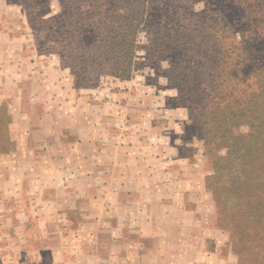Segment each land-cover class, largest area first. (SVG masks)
<instances>
[{
  "label": "rangeland",
  "instance_id": "obj_1",
  "mask_svg": "<svg viewBox=\"0 0 264 264\" xmlns=\"http://www.w3.org/2000/svg\"><path fill=\"white\" fill-rule=\"evenodd\" d=\"M43 1L24 6L26 0H0V130L4 137L0 151V264H73L79 243L82 252H96L104 260L110 253L106 247L115 243L112 234L102 230L80 233L82 219L76 205L89 207L90 203L70 186L66 189L70 198L62 204L63 187L58 191L54 186L64 173L58 176L56 170L51 174L43 170L50 164L58 169L73 158L74 150L57 146L61 142L69 147L78 139L74 126L93 136L102 153L93 159L99 167L111 169L106 165L113 162L122 169L129 167L124 175L133 193L130 197L119 194L123 211L128 213L123 236L128 242L143 244L148 252L161 244L164 250L157 256V264H264V227L233 229L223 222L218 205L226 195L225 186L209 180L216 168L207 154L204 123L208 114L210 118L219 114L214 107L224 102L197 109L190 100L180 99L179 86L170 84L156 67L141 65L142 50L136 53L140 63H135L129 78L104 74L96 82L72 71L63 65L60 53L48 52L52 36L45 33V38L36 40L27 19L24 7L31 6L44 17L47 11L55 14L61 10L60 0ZM185 6L201 19L190 25L189 47L193 56L202 58L207 73L204 83L211 81L209 75L217 77L225 71L227 84L233 88L231 101H236L238 77L260 68L256 62L254 67L241 65L235 44L244 40L264 51V0H189ZM222 9L227 15L229 12L230 19L219 24L209 14H219ZM151 11L146 22L149 27L160 19L155 7ZM243 32L247 33L245 39ZM147 36L142 32L138 42L146 43ZM247 130L248 126L240 128ZM26 131L29 135L21 139L19 135ZM59 136L61 141L56 142ZM19 140L24 142V155L18 156L15 169L12 159L17 158ZM225 140L231 141L221 139ZM227 152L221 147L215 158ZM101 178L109 193L120 189L118 180L112 181L111 188L108 185L112 172L102 173ZM92 189L95 192V186ZM90 225L93 228L96 223ZM142 226L151 231L148 236L138 233L136 228ZM90 240L97 241L96 251ZM130 255H136L135 248ZM80 260L88 263V258ZM129 264H138V260H129Z\"/></svg>",
  "mask_w": 264,
  "mask_h": 264
},
{
  "label": "trees",
  "instance_id": "obj_2",
  "mask_svg": "<svg viewBox=\"0 0 264 264\" xmlns=\"http://www.w3.org/2000/svg\"><path fill=\"white\" fill-rule=\"evenodd\" d=\"M37 1L26 0L24 6ZM188 3L189 0H60L61 10L55 14L47 11L48 16H40L31 6L24 7V11L36 40L45 38V33L52 36L48 52L60 53L63 65L90 81L99 82L104 74L131 77L135 63H140L135 60L136 53L142 50L141 65L156 67L170 84L179 86L183 92L180 99L190 100L197 109H210L216 102H224L214 107L219 114L213 118L208 114L204 123L208 131L203 134L207 154L216 168L209 180L225 186L226 195L218 205V212L233 229L262 228L264 51L244 40L235 44L239 63L247 68L254 67L252 63L256 62L260 69L238 77L240 87L235 85V89L240 88L239 99L231 101L233 88L227 84L225 71L217 77L209 75L211 81L204 83L207 73L203 71L202 58L193 56L189 47V36L193 33L190 25L201 19L198 13L185 9ZM154 7L160 19L149 27L146 22ZM218 13L212 12L209 17H217L219 24L230 19L224 9ZM142 32L148 34L146 43L138 42ZM241 36L245 39L247 33ZM241 126H248L249 130L240 131ZM225 137L231 141H221ZM3 138L0 130V151ZM221 147L228 149L227 154L215 158Z\"/></svg>",
  "mask_w": 264,
  "mask_h": 264
},
{
  "label": "crops",
  "instance_id": "obj_3",
  "mask_svg": "<svg viewBox=\"0 0 264 264\" xmlns=\"http://www.w3.org/2000/svg\"><path fill=\"white\" fill-rule=\"evenodd\" d=\"M66 116L71 118L70 115ZM73 128H75L78 139H76L74 142H71L69 147H67L66 143L60 142V136L58 137V140H56V142H60L57 148H63V150H74V153H72L73 158L69 161V163L58 166V169L57 167L54 168V165L50 164L49 166L43 167V170L48 174H51L50 172L56 170L58 171V176L64 173L60 176L61 180L59 181L57 179V183L54 186L58 189V191L63 187L64 194L59 195L62 204L64 203L66 198H70V196L66 193L67 187L70 186H74V193L79 194V196H84L85 201L90 203L88 205L89 207H87L86 203L79 207L78 205H76V208H78L79 214L82 219L79 224L80 233L85 234L89 232V235H91L92 233H97L98 231L102 230L106 233L112 234V237L115 238L114 245L111 244L109 249L108 247H106L107 250L110 251V253L107 255L105 260L102 259V257L96 252H82L84 250L83 244L79 243L77 249L79 252L78 257L75 258L73 264H86L85 262H82L80 260L85 258H88L87 264H103L104 261H106L108 264H129V260H138V264H157L155 262L158 260L157 256L161 255V251L164 250L161 244L157 245L156 249L153 248L152 250H150H154L157 252H148L147 248L143 244L128 242L123 236V234H125L127 231L123 223L125 216L128 217V213L123 211L124 203L122 199L119 198V194L126 193V195L130 197L133 193V191L130 192L131 189L128 176L124 175V169H127L129 167L126 166L124 169H122L120 168L121 164L117 162L109 163L108 165H106L111 166V169L99 167L101 166V164L97 161H94L93 159H96V155H102V153L99 152L98 148L94 145V140H92L94 139L93 136H91L89 133L85 134L84 130H82L80 126H74ZM27 135L29 134L26 131V133L22 134L21 136L19 135V137L23 139L27 138ZM46 136L47 134L45 135V137ZM21 143L24 144L23 140H19L18 148L16 150V153L14 154L15 156H17V158L14 160L12 159L13 166L11 168L16 169V167L19 166V162L17 160H20L18 156L24 155L22 153V149H24L25 146L21 145ZM86 158L88 159V163H85ZM38 164L40 163L37 162V165ZM32 167L33 163L29 162L28 168L32 169ZM37 168H42V164L37 166ZM65 172H67L68 174H65ZM77 172L78 174L76 175ZM109 172H112L113 177L110 180L111 182H109L108 184L110 185V188L113 180H118L121 182L120 189L116 192L112 191L114 194L109 193V187L101 181V174ZM63 176L64 178H62ZM82 176L87 178H82ZM46 179L48 178L46 177ZM53 182V180L50 181L51 184ZM94 186L95 192L92 189ZM137 190L138 189H136L134 193L137 192ZM49 199L51 200L52 197H49ZM68 202H70V200ZM88 208H90L91 211ZM111 220L113 224L109 222ZM67 221L69 222L68 219ZM91 222L96 223L93 228L90 225ZM136 229L142 236H148V234L151 232L150 230L146 231V228L144 226H142L141 229H138V227ZM94 242L90 240V244H92L91 249H95V246L97 245V241L95 243ZM131 248H135L136 250V255H133L132 257H130ZM165 250H167V248Z\"/></svg>",
  "mask_w": 264,
  "mask_h": 264
}]
</instances>
